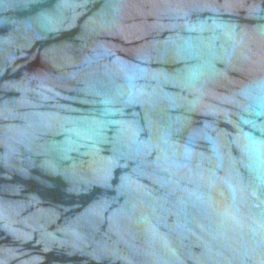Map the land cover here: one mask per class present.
Masks as SVG:
<instances>
[{"label": "water", "instance_id": "95a60500", "mask_svg": "<svg viewBox=\"0 0 264 264\" xmlns=\"http://www.w3.org/2000/svg\"><path fill=\"white\" fill-rule=\"evenodd\" d=\"M0 264H264V0H0Z\"/></svg>", "mask_w": 264, "mask_h": 264}]
</instances>
